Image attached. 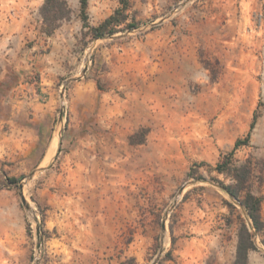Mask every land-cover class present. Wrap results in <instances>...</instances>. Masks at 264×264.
Wrapping results in <instances>:
<instances>
[{"label":"rangeland","instance_id":"1","mask_svg":"<svg viewBox=\"0 0 264 264\" xmlns=\"http://www.w3.org/2000/svg\"><path fill=\"white\" fill-rule=\"evenodd\" d=\"M87 1L88 25H97L121 5L119 0ZM43 2L0 0V72L28 70L17 65V60L36 57L40 68L53 64L47 70L65 72L55 87L52 142L56 138V146L47 157L48 149L45 164L33 165L27 171L16 166V170L7 144L0 149V264H234L239 223L242 219L248 226L250 223L243 208L212 180L218 177L229 182V178L213 168L232 150L235 140L244 137L257 112L249 143L235 149L232 157L237 163L252 164L250 186L264 204V0H128L127 20H132L135 28L121 25L113 34L98 39L84 35L87 27L79 14V0H66L69 17L54 22L55 29L47 34L40 12ZM231 14L256 32V45L246 39L240 42L241 55L235 59L239 70L216 53L222 46L210 36L213 30L222 33L220 28ZM195 23L206 32L196 53L201 68L195 72H152L153 61L158 62L155 69L174 68V48L193 31ZM155 39L161 44L156 45ZM111 48L116 63L122 62L126 72H141L143 93L150 87L153 93L159 92L154 95L162 104V117L167 118V108L176 107L172 123L162 119L158 132L175 135L182 156L177 158L175 172H167L164 163L160 164L154 186L152 175L143 173L147 179L138 191L140 217L121 226L112 248L105 251L108 238L88 243L78 237L77 230L66 232L57 223L59 208L40 198L43 179L58 167L57 140L66 124L71 83L87 71L109 70L105 58ZM35 70L30 69L40 72ZM8 98L6 86L0 84V119L8 115L7 105L1 103ZM61 109L64 115L60 121ZM148 130L141 127L136 137L140 139ZM191 168L202 177L188 176ZM6 177L17 181H7ZM195 178L201 180L193 182ZM19 184L29 209L21 201ZM57 187L47 188V194L56 193ZM250 231L255 248L248 251L247 264H264L261 236L252 228ZM83 246L91 251L82 250Z\"/></svg>","mask_w":264,"mask_h":264},{"label":"crops","instance_id":"2","mask_svg":"<svg viewBox=\"0 0 264 264\" xmlns=\"http://www.w3.org/2000/svg\"><path fill=\"white\" fill-rule=\"evenodd\" d=\"M191 26L193 31L174 48V68L155 69L158 62L153 61L152 72H195L201 68L196 53L206 32L199 23ZM250 27L242 20L237 22L231 14L220 28L222 33L210 31V36L222 46L216 53L233 69L239 70L235 59L241 55L240 42L246 39L256 45V32ZM154 41L161 44L160 40ZM106 53L109 70L87 71L71 83L66 124L57 140L58 167L53 175L43 179L40 201L59 208L57 223L66 232L77 230L78 237L88 243L95 238H108L103 246L108 251L119 228L140 217L137 203L142 200L138 191L147 179L143 173L152 175L154 186L160 164L164 163L167 172H175L182 153L178 154L175 135L158 132L162 119L172 123L176 107H164L167 118L162 117V104L154 95L159 92L153 93L150 87L149 92L143 93L141 72H126L122 62L116 63L112 48ZM37 58L17 60V65L28 70L0 72V84L6 86L9 95L6 101L1 100L7 105L8 115L0 119V149L7 144L13 166L21 171L45 164L53 140L55 87L65 74L47 70L53 64L40 68ZM31 68L40 72H31ZM3 126L7 127L4 132ZM141 127L149 130L138 139L136 134ZM52 185L58 186L56 193L47 194ZM261 213L264 215V204ZM81 249L91 251L85 246Z\"/></svg>","mask_w":264,"mask_h":264},{"label":"trees","instance_id":"3","mask_svg":"<svg viewBox=\"0 0 264 264\" xmlns=\"http://www.w3.org/2000/svg\"><path fill=\"white\" fill-rule=\"evenodd\" d=\"M79 2V14L83 20L84 27H87L84 35H88L89 39H98L105 35H111L120 29L121 25L125 26L127 29L135 28L136 26L132 20H127V13L125 11L129 7L128 0H119V3L121 4L120 7L115 9L112 14L97 25H88L86 22L88 1L79 0ZM40 12L42 14L44 25L46 26V33L51 34L55 29L54 22L68 18L71 9L67 5L66 0H44L40 7ZM257 118L258 114L257 112H254L247 133L243 138H237L235 140L232 150L224 153L222 158L218 160L213 168L217 173L227 176L230 181L225 182L218 177H213L212 180L217 182L244 207L250 220V226L246 224L244 219L239 223L234 264H247L248 251L255 248L250 228L254 229V231L261 236V242L264 244V219L261 215L263 198L261 195L253 192L250 186L253 166L249 161L237 163L232 157L235 149L240 145H247L249 143L251 131L255 126ZM201 163L203 164L204 162ZM197 173V169L191 168L188 172V176L202 177ZM6 179L13 183L17 181L12 177H6ZM226 203L229 207H234L231 202L227 201ZM173 241L174 238L172 236L171 242L173 243Z\"/></svg>","mask_w":264,"mask_h":264},{"label":"water","instance_id":"4","mask_svg":"<svg viewBox=\"0 0 264 264\" xmlns=\"http://www.w3.org/2000/svg\"><path fill=\"white\" fill-rule=\"evenodd\" d=\"M71 79H73V78H70V79H68L67 81H69V80H71ZM64 90V89H63ZM63 90H62V92H61V96L63 95ZM63 115H64V112H63V109H61L60 110V112H59V116H58V120H62V118H63ZM41 169H43V168H41ZM197 180H201V179H199V178H195V179H193L192 181L193 182H196ZM203 181V180H202ZM222 188V187H221ZM182 189H183V187L180 189V191H182ZM223 189V188H222ZM224 190V189H223ZM225 191V190H224ZM226 192V191H225ZM226 194L231 198V199H233L235 202H237L242 208H243V210H244V212H245V214H246V211H245V209H244V207L234 198V197H232L229 193H227L226 192ZM19 195H20V198H21V201H22V203L24 204V206L27 208V209H29L30 208V204L28 203V201L26 200V198H25V196H24V194H23V192H22V184H19ZM247 215V214H246ZM247 218H248V216H247ZM249 219V218H248ZM249 223H250V220H249ZM161 229H162V232L164 233L165 231H166V225H165V218L162 220V223H161ZM161 252V251H160Z\"/></svg>","mask_w":264,"mask_h":264},{"label":"bare ground","instance_id":"5","mask_svg":"<svg viewBox=\"0 0 264 264\" xmlns=\"http://www.w3.org/2000/svg\"><path fill=\"white\" fill-rule=\"evenodd\" d=\"M55 146H56V138H55V140L52 142V145H51L50 148H49V151H48V155H47V157L50 156V154L53 152Z\"/></svg>","mask_w":264,"mask_h":264},{"label":"built area","instance_id":"6","mask_svg":"<svg viewBox=\"0 0 264 264\" xmlns=\"http://www.w3.org/2000/svg\"><path fill=\"white\" fill-rule=\"evenodd\" d=\"M261 16H262V14H261V13H259V21L262 19V18H261Z\"/></svg>","mask_w":264,"mask_h":264}]
</instances>
